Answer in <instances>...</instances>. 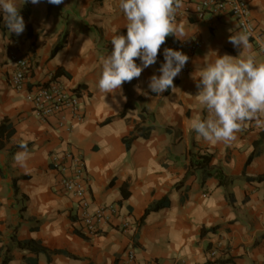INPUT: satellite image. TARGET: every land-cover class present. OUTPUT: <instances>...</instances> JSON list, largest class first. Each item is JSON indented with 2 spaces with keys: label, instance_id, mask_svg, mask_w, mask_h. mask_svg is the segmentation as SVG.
I'll return each mask as SVG.
<instances>
[{
  "label": "crops",
  "instance_id": "1",
  "mask_svg": "<svg viewBox=\"0 0 264 264\" xmlns=\"http://www.w3.org/2000/svg\"><path fill=\"white\" fill-rule=\"evenodd\" d=\"M244 1L264 36V0ZM200 2L184 0L179 10L187 35L168 37L154 65L106 97L98 89L102 58L111 53L114 35H126L119 0H64L59 6L15 0L20 11L30 10L19 36L8 31L0 14V127L8 130L0 131V264H121L132 245L143 264H264V181L255 180L264 178V127L250 123L231 144L198 139L190 127L194 116L207 115L195 97L202 68L216 55L235 58L241 51L228 42L240 31L237 20H198ZM65 36L64 48L53 56ZM188 40L203 45L194 54L182 51L189 61L174 79L177 89L152 93L149 78L160 75L163 49ZM250 43L257 61L264 62ZM15 57L28 61L29 88L56 81L82 92L84 120L69 111L36 117L28 95L12 87ZM134 134L139 137L128 149L125 141ZM21 143L30 153L25 167L14 160ZM200 153L213 156L212 167L225 172L229 186L190 170ZM68 154L85 161L90 211L117 209L98 236H81L78 200L61 186V176H72L73 168L64 172L54 159L71 167ZM163 201L169 206L146 214ZM28 241L67 255L48 257L18 247ZM213 249L219 250L214 262Z\"/></svg>",
  "mask_w": 264,
  "mask_h": 264
},
{
  "label": "clouds",
  "instance_id": "2",
  "mask_svg": "<svg viewBox=\"0 0 264 264\" xmlns=\"http://www.w3.org/2000/svg\"><path fill=\"white\" fill-rule=\"evenodd\" d=\"M30 2L37 5L42 0ZM46 2L59 6L64 0ZM119 8L127 20L126 35H114L111 53L102 58L98 89L105 97L121 92L125 83L140 78L146 68L154 65L168 37L180 40L187 35L186 22L177 18L184 0H119ZM0 14L11 34L19 36L25 31L26 24L15 0H0ZM252 38L264 49V39L256 34L253 25L246 24L228 38L234 48L241 50L240 55L235 58L216 55L214 62L200 71L195 97L207 115L205 118L196 115L190 120L198 139L211 144H231L250 123L264 127V62H258L252 52ZM163 56L160 75L149 78L148 88L152 93L176 90L174 79L189 61L182 51L171 48H164ZM20 148L22 151L15 154L14 160L25 167L30 153L27 144L21 143Z\"/></svg>",
  "mask_w": 264,
  "mask_h": 264
},
{
  "label": "built area",
  "instance_id": "3",
  "mask_svg": "<svg viewBox=\"0 0 264 264\" xmlns=\"http://www.w3.org/2000/svg\"><path fill=\"white\" fill-rule=\"evenodd\" d=\"M250 13V6L244 0H201L196 6L195 11L198 20H204L207 16L213 19L219 16L230 15L237 20L240 31L243 30L244 25L251 24L254 26L256 34L264 39V36L257 32L255 25L250 20ZM250 41L256 44L259 51L264 55V49H261L256 39L252 38ZM202 45L201 42L188 40L185 43L168 42L167 47L194 54L202 48ZM13 59L18 65V70L11 78L12 87L17 92H25L28 95L36 117L47 120L53 116L63 114L65 111H69L75 120H84L82 109L84 94L82 92L69 90L56 81L31 89L27 81L28 61L24 58L19 59L17 57ZM67 158L71 163V167H68L66 164H61L55 161V159L54 162L59 164L64 172L73 168V175H62L60 182L63 189L78 200L79 213L76 220L79 226L78 229L85 237L98 236L103 229L102 227L109 220V215L116 214L117 209L115 207H106L96 212L90 211L92 205V198L88 189L90 177L86 170L85 161L80 156H73L72 154H68ZM210 256L213 262L217 261L219 250H211ZM121 264H143L136 254L134 245L129 248Z\"/></svg>",
  "mask_w": 264,
  "mask_h": 264
},
{
  "label": "trees",
  "instance_id": "4",
  "mask_svg": "<svg viewBox=\"0 0 264 264\" xmlns=\"http://www.w3.org/2000/svg\"><path fill=\"white\" fill-rule=\"evenodd\" d=\"M20 14L22 15L23 18H26L30 15V10L27 6L24 7L22 11H20ZM67 36L63 38V40L55 47L53 51V56H55L60 50H62L66 44L67 41ZM142 118L145 119V115H142ZM7 130V127L1 126L0 131ZM8 132V130H7ZM12 131H9L8 137H11ZM139 136L134 134L132 137L129 139H126V145L127 148H131V144L134 140H136ZM212 161H213V156L210 154H198V155H193L190 163V170L193 172L196 171H201L204 175V180L208 178H215L219 181L220 186H229L231 183V179L225 174V172L221 168H214L212 167ZM255 180L259 181H264V178H257ZM169 206L168 201H163L159 203L153 204L148 210L146 214H150L152 212H157L161 209H164ZM83 236V235H81ZM84 238H87L83 236ZM18 247L20 249L28 250L34 254H45L48 255V257H51V255L54 254H64L67 255L64 252H50L48 249L42 247L41 245L33 242V241H28V242H19Z\"/></svg>",
  "mask_w": 264,
  "mask_h": 264
}]
</instances>
